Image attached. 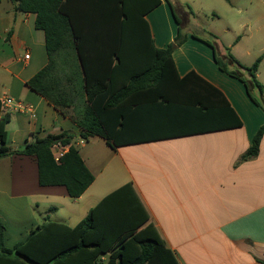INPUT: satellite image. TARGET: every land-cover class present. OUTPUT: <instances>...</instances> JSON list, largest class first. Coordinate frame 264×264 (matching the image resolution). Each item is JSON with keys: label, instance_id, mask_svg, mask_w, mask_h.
<instances>
[{"label": "crops", "instance_id": "0c3cea01", "mask_svg": "<svg viewBox=\"0 0 264 264\" xmlns=\"http://www.w3.org/2000/svg\"><path fill=\"white\" fill-rule=\"evenodd\" d=\"M228 1L226 19H234L224 23L223 31L233 41L213 43V48L205 37L186 36L173 58L181 77L195 72L219 89L242 127L116 149L92 137L101 139L111 157L102 167L97 153L79 150L95 181L76 199L64 186L39 184L36 158L0 159V221L7 248L24 241L48 220L76 226L105 196L131 182L149 222L180 264L264 261V136L259 155L240 162L264 124V106L257 105L244 83L221 71L216 62V56L224 58L228 48L245 67L263 56L256 76L264 86V0ZM170 3L161 0L146 16L155 45L161 49L174 41L182 25ZM243 27L248 32L239 37ZM47 63L46 38L36 28V14L21 13L12 0H0V98L12 97L32 107L6 114L7 145L13 149L48 133L69 131L78 137L80 132L77 124L27 84ZM253 91L264 104V94L257 88ZM75 142L78 146L77 138ZM56 199L66 206L65 215L57 220L52 219L58 212L52 205Z\"/></svg>", "mask_w": 264, "mask_h": 264}, {"label": "trees", "instance_id": "16d2710c", "mask_svg": "<svg viewBox=\"0 0 264 264\" xmlns=\"http://www.w3.org/2000/svg\"><path fill=\"white\" fill-rule=\"evenodd\" d=\"M12 1L19 12L36 14V28L46 38L48 63L28 86L77 124L83 139L99 137L116 149L242 127L219 89L195 72L179 75L173 53L186 39L181 29L166 48L156 47L146 16L161 0ZM262 59L245 67L229 48L224 58L216 56L220 70L243 82L263 107L253 91L264 94L256 76ZM8 122L0 111V159L36 158L39 184L64 186L73 199L94 183L77 135L48 133L13 149L7 145ZM263 136L264 124L240 162L259 155ZM57 142L70 145L59 164L52 154ZM149 220L130 182L105 196L76 226L48 220L12 249L0 221V264H180Z\"/></svg>", "mask_w": 264, "mask_h": 264}, {"label": "rangeland", "instance_id": "374dc122", "mask_svg": "<svg viewBox=\"0 0 264 264\" xmlns=\"http://www.w3.org/2000/svg\"><path fill=\"white\" fill-rule=\"evenodd\" d=\"M172 3V7L174 9V13L178 21L181 25V36L185 38L186 36L193 37H205L207 43H218L219 45L223 43H229L230 38L224 33V23L227 21H231V16L225 14V10L229 9V1L228 0H170ZM236 3L242 0H232ZM189 15V17L186 15ZM173 19V18H172ZM174 22V20H173ZM175 23V22H174ZM191 24H194L192 26ZM211 31L212 33H210ZM247 27H243L238 31L239 37H242L244 33L246 34ZM178 35V34H177ZM176 35V37H177ZM175 37V39H176ZM174 39V40H175ZM200 39V38H198ZM174 42V41H173ZM215 45V44H214ZM227 46H225V49ZM176 51V50H175ZM174 51V52H175ZM258 99L261 101L260 97ZM262 102V101H261ZM72 114V111H70ZM78 149L79 150H90L97 153L99 156L100 165L103 167V163L105 165L108 163L110 159V154L107 150H105V145L102 141L97 139H88L85 140L80 135H78ZM54 204L56 205L58 212L52 214V219H60V217L65 215L66 206L64 205V201L61 199L55 200ZM57 217V218H55ZM76 222H70L71 225H74Z\"/></svg>", "mask_w": 264, "mask_h": 264}, {"label": "built area", "instance_id": "2783aa9c", "mask_svg": "<svg viewBox=\"0 0 264 264\" xmlns=\"http://www.w3.org/2000/svg\"><path fill=\"white\" fill-rule=\"evenodd\" d=\"M26 58H30V55H27ZM10 110L26 112L31 111L32 107L25 104L20 100H15L12 97H2L0 98V111L1 114L6 115ZM70 145H64L61 142H57L52 147V154L55 161L59 164L65 154L69 151Z\"/></svg>", "mask_w": 264, "mask_h": 264}]
</instances>
